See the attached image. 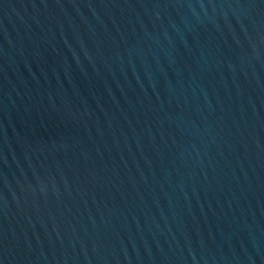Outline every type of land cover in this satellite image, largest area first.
I'll return each mask as SVG.
<instances>
[{"label": "water", "instance_id": "water-1", "mask_svg": "<svg viewBox=\"0 0 264 264\" xmlns=\"http://www.w3.org/2000/svg\"><path fill=\"white\" fill-rule=\"evenodd\" d=\"M0 264H264V0H0Z\"/></svg>", "mask_w": 264, "mask_h": 264}]
</instances>
